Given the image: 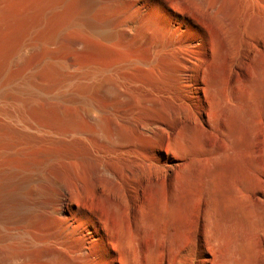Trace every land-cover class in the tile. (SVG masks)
<instances>
[{
    "label": "rangeland",
    "instance_id": "1",
    "mask_svg": "<svg viewBox=\"0 0 264 264\" xmlns=\"http://www.w3.org/2000/svg\"><path fill=\"white\" fill-rule=\"evenodd\" d=\"M48 1L51 0H0V23L3 16L14 14L13 22L0 30V90L5 91L0 97V170L7 163L6 158H10L5 155L17 150L22 153L21 159L35 164L58 152L66 155L61 154L63 157H79L82 147L77 140L75 146L67 145L70 136H80L97 148L110 145L111 140L125 145L130 142L127 146L139 142L132 128H124L116 120L112 123L109 117L104 121L103 133L93 119L96 112L89 113L81 96L78 99L77 94H71L69 87L98 65L119 64L138 57L147 59L151 49L162 41L163 27L168 22L164 13H171L172 0H153L158 3L157 11L147 10L138 17L132 34L120 26L131 16L126 9L132 0H99L88 19L95 28L115 20L113 27L118 26L125 35L114 47L101 46L95 33L82 26L84 22L73 24L74 19L81 23L75 7L49 15L42 30L34 33ZM175 1L185 9L182 16H177L197 30L182 36L198 41L191 47L194 50L190 55L196 60V75L208 87L207 113L181 123L182 126L178 124L169 137L176 163L135 187L118 182L120 173L108 162L105 165L115 171L119 186L116 182H112L115 186L106 184L104 179L96 180V189L89 183L88 186L82 169L73 162L66 165L64 158L47 162L43 176L50 181H62L67 188L84 182L87 193L84 191L83 198H75L77 206L88 209L90 215L108 218L107 223L113 226H123L134 242L137 258H154L157 253L174 261L191 249L196 260L215 253L222 261L220 264H264V14L249 2L236 13L235 0H207L205 10L196 6L194 0ZM117 2L122 4L117 6ZM110 3L111 8H107ZM222 7L227 11L225 21L217 14ZM252 27L257 31H251ZM30 75H35L39 91L16 94L12 88ZM114 82L109 86L114 91L107 85V95L94 92L91 101L110 103L118 85ZM131 98L126 100L132 101ZM126 106L119 112H129ZM73 132L74 135L70 134ZM14 135H21L19 141L11 138ZM42 190L51 192L47 188ZM27 199L29 203L38 201L31 195ZM16 233L12 227L0 226V264L22 263L15 259L20 255L3 247L6 242L15 244ZM25 258L23 264L45 263L34 252Z\"/></svg>",
    "mask_w": 264,
    "mask_h": 264
},
{
    "label": "bare ground",
    "instance_id": "2",
    "mask_svg": "<svg viewBox=\"0 0 264 264\" xmlns=\"http://www.w3.org/2000/svg\"><path fill=\"white\" fill-rule=\"evenodd\" d=\"M219 1L221 3H226L227 0ZM259 1L235 0V6L239 9L235 11L238 13L241 8H243L244 3L247 4L249 2V4L251 3L250 6L253 5L255 8H259L261 13L264 14V5L259 3ZM98 3L99 0L48 1L45 7L42 6L43 11L42 13L40 12L39 23L33 29L34 33L42 30L43 24H45L49 15H59L64 12V10L75 7L79 10V18L77 20L81 23H78V21L76 22L74 19L73 24L76 23L80 25L84 22L82 26L88 31L95 33L98 43H100L101 46L114 47L116 42L125 35L124 31L121 33L120 29H117L119 28L118 26L115 28L113 27L115 20H109L98 28L91 25L88 17L93 7ZM194 3L204 10L207 7V0H194ZM116 4L119 6V4L121 5L122 3L117 2ZM111 5L112 3L106 5V7L109 8ZM157 5L158 3L153 0H132L131 4H129V7L126 9V11L128 10L129 16H131L129 19L124 20L120 26H122V29L132 34V32L135 31L134 25L138 17L142 16L147 10L155 13L158 9ZM170 9L171 13L169 14L163 12L168 22L167 25L163 27L162 41L158 47L153 50L151 49L152 52L147 59L143 57V59L141 57V59H139L138 57L126 62L122 60L123 63L121 62L119 64L114 63L112 65V63H110L111 65H98L88 72H83L84 74H82L81 80H77L78 82L72 83L71 87H69L71 94H77L78 99L79 96H81L83 100L82 103L87 107L89 113L94 114V112H96L94 115L95 118L93 119L97 121L96 125L103 133L106 131L103 126L104 121L106 123V118L109 117L112 118L111 121L116 120L119 124L122 123L123 126L125 125L132 128V130L135 131L134 137L136 133L138 135V143L127 146L130 143L129 141L128 143L126 140H123L124 143H128L125 145L121 142L115 143L110 139V145L97 144V148L80 136L77 138L75 136L71 138L70 136L69 139L71 140L66 141L67 145H74V141L77 140L82 147L79 157L68 154L67 157H63L61 154L64 156L66 155L57 151L58 153H54L52 157L36 164L21 159L22 157L20 156L22 153L19 154L20 151L17 150L13 152L11 148L8 149L12 153L10 155H5L10 158H6L8 159L7 163L2 166L0 170V226L4 229H6V227H12L17 231L15 244L6 242L3 247L7 248L9 252L12 250L13 254L20 255L21 257L18 256L15 258H19V262H22L20 264L26 261L25 256L29 252L37 253L39 258L47 264H220L219 262H222L218 261L219 259H217L215 253H211V257L209 258L196 260L191 249L174 261L165 260V258L157 256V253L154 258H137L134 252L135 248H133L134 242H131V237H129L126 230L123 229V226H120V224L119 226L118 224L117 226H113L110 221V223H107L108 218L105 216L104 218H106V220L97 217L98 215L93 216L91 214V216L87 211L88 209L86 210L85 208L77 206L75 198H83V194L87 193L84 190L86 187L84 186L86 185L84 182L76 183L75 186L72 187L71 185V188H67L62 184V181V183L59 181H50L44 178L42 173L48 163L50 164L59 158H64V160H66V165L70 166V163L73 162L79 166L82 169V174L86 175L88 178L87 185L89 183L96 189L98 186L96 180L104 179L106 180V184L108 182V184L111 183L112 185V182H116L118 179L117 175L114 173L115 171L112 172L113 170L111 171L109 167L105 165V162H108L112 167L114 166L115 169H118L120 173L118 182L122 181L125 184L134 185L135 187L136 184L138 185L144 182L147 177H158L176 163L175 157L171 154V142L169 141V137L172 136L174 128L178 124L189 123L207 113L208 87L196 75V64L193 65L195 58H192L190 55V53L192 54V50H194L191 47L197 45L198 41L182 36H190L197 30L191 25L188 26L189 22L177 16V14L181 15L185 10L179 7L178 2L172 0ZM217 14L221 21H225L227 16L225 7L219 9ZM13 15H11V17L9 15H7V17L3 16L1 18L0 30H2L3 27L5 28L6 23L8 24L14 20ZM247 23L245 24L247 25ZM255 28L252 27L250 29L251 31H257ZM244 29L246 30V28ZM124 40H122V42ZM160 57L163 63L159 62L161 59ZM168 62H172L173 65H170ZM34 76L35 75L27 76L22 80L21 84H18V86L12 89L16 91V94H24L26 92L32 93V90L37 91L38 87ZM113 81L118 85L116 86L115 84V94L114 97L112 96L113 99L110 103L99 104L97 102L95 103L94 99V102L91 101V96L94 92H97V94L103 92L107 95L106 91L110 89L109 86H112L110 84H112ZM107 85L108 89H105ZM12 89L10 90L12 91ZM4 94L5 91L0 90V97L4 96ZM130 96H132L131 99L134 101L133 103L129 99H127L128 101L126 100V98H130ZM94 98H97V96ZM71 99L74 100L75 98ZM127 104L128 106L125 108L129 110V112L125 111V113L124 110V113L119 112L118 109L123 108ZM114 122L115 121L112 123ZM94 127L96 128L95 125ZM26 128L27 126L25 129ZM93 131L95 130L93 129ZM74 133L75 132L70 134L74 135ZM105 136L107 135L105 134ZM20 137L21 135L19 137H15V135L11 136L12 139H16L15 142L19 141L18 138ZM122 139H120V141ZM13 145H11V147ZM66 152H68L67 149ZM69 153L73 154L72 152ZM56 163L58 162L56 161ZM33 164L35 165L34 168ZM74 177L77 178L75 175ZM80 181L82 182V180ZM102 184L106 186L104 181ZM102 184H100L101 187L103 186ZM40 187L43 189L47 188L51 190V192H45ZM28 195L33 196L38 199V201L29 203L27 199ZM118 196L119 194L117 197ZM76 202L78 203L79 201Z\"/></svg>",
    "mask_w": 264,
    "mask_h": 264
}]
</instances>
